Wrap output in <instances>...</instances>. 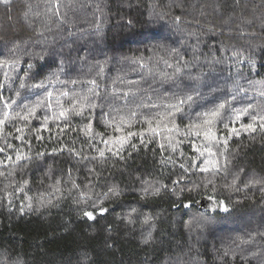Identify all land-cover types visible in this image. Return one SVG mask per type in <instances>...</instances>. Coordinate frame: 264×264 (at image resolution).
Returning <instances> with one entry per match:
<instances>
[{
	"label": "trees",
	"instance_id": "obj_1",
	"mask_svg": "<svg viewBox=\"0 0 264 264\" xmlns=\"http://www.w3.org/2000/svg\"><path fill=\"white\" fill-rule=\"evenodd\" d=\"M0 64V94L19 90L17 103L42 97L45 89L32 87L41 82L54 99L61 88L86 93L93 79L99 92L91 117L70 114L63 132L56 127L63 120L44 129L52 112L45 108L5 125L0 160L17 149L32 159L0 168V264H264V129L257 122L237 136L223 127L264 114L260 86L252 84L264 81V0H9L0 3ZM237 82L248 91L233 100ZM193 87L198 101L175 117L182 130L225 99L255 106L240 121L226 107L213 129L221 141L213 151L226 164L220 172L198 170L207 156L195 150L206 143L203 133L175 136L170 146L163 133L145 132L144 143L129 138L122 158L106 152L102 159L96 149L105 145L81 131L91 123L94 133L119 136L107 123L136 111L125 131L139 132L144 117L161 110L140 105ZM13 124L24 129L23 140ZM62 144L80 156L53 152ZM220 200L229 212L216 209Z\"/></svg>",
	"mask_w": 264,
	"mask_h": 264
},
{
	"label": "snow or ice",
	"instance_id": "obj_2",
	"mask_svg": "<svg viewBox=\"0 0 264 264\" xmlns=\"http://www.w3.org/2000/svg\"><path fill=\"white\" fill-rule=\"evenodd\" d=\"M0 3L8 4L9 0H0ZM242 61L240 59L236 60V63L239 64ZM7 63V62H4ZM3 64H0V67H3ZM11 66V65H9ZM143 67V65H141ZM29 68L32 67V65H28ZM187 64H185L183 67L177 66L174 70L173 76L177 74L183 73V68H186ZM101 72H103V69H100ZM190 79L199 82L201 80L200 75L193 76L191 73L187 74ZM5 78L7 79V73H5ZM58 79V78H57ZM54 81L50 78L48 81V84H53ZM64 83H71L72 85L77 84L76 80H72L70 82H64ZM91 85L90 88H88L86 93H78L75 90L70 91L61 88L55 96L54 99V93L51 90H48V85H45L43 82L40 84L33 85L34 88H44L45 93L42 97L36 99L31 104L25 103L23 100L20 101V103H17V100L21 96V92L17 90L15 92L14 97H8L4 98L2 94H0V138H3L5 134V125L10 123L11 121L15 120H23L28 121L30 117H34L36 114L37 109L39 108H45V109H52L51 116H45L44 117V129L48 130L47 125L49 120L52 121H60L63 120L66 123H64L63 127H61L59 124L56 125L57 128H59L60 132H63L67 127L70 125V114L71 115H77V116H84V114L87 112L89 117H91L92 111L95 110L97 107V104L92 97H98L99 92L97 91L98 85L96 80H89L87 82ZM253 86L259 85V89L257 90V94L260 97H264V81H254L252 82ZM19 87L23 89L25 87V84L23 82L20 83ZM210 90L212 89L211 86ZM3 88V85L0 84V89ZM115 91V89H114ZM198 91V88H190L189 91L184 93H177L174 94V97L171 101L160 103L153 102L151 105L142 104L140 107H153L157 109H161L160 111H157L152 116L144 117L143 123L147 125L146 128H141L139 132L135 131H125V129H130L133 126V118L137 115L136 111H131L127 117L121 116L118 120L116 118H113V121H109L107 123V127L111 128L113 132L120 133L119 136H108L107 138L104 137L102 133H94L93 127L91 123L85 124L84 128L81 130L84 135L89 139L93 140L95 138H99L100 141L105 145L104 149L97 148L96 151L98 152V155L100 158L105 159L106 152H110L112 156H117L122 158L121 152L124 150L125 145L129 143V138L133 136H139L141 143H144V134L145 132L151 133L153 136L159 137L163 133V136L167 141L169 142L170 146L172 145L173 138L175 136L183 135L185 137H190L192 135H195L196 137L201 136V133H203V138L206 141L204 145L200 148H196L195 150L200 153L201 156H204L205 153H207V156L205 157L202 166L199 167V171L201 172H208L212 170L215 172H220L224 168H226L225 165H220L218 160L216 159L217 153L213 151L214 147H218L221 144L220 139L216 136L213 129L216 127V124L218 121L222 120L224 118L225 109L230 108L229 116L231 118H234L235 121H240L242 117L248 115L249 110L254 108L255 106L253 104H248L245 107L242 108H235L231 107L228 104L227 99L224 100V102L215 103L211 108H208L207 110L201 111L197 114L198 119L197 120H190L188 124L185 125V128L182 130L179 125L176 123L175 117L177 113L183 112L184 108L187 106L189 109L198 101L199 96L195 95L194 93ZM248 89L244 88L242 85H240L238 82L233 86V95L232 99L235 100L237 95L240 93L247 92ZM125 97L129 95V93H124ZM64 98H67L70 102L67 107L64 105ZM149 99H151L149 97ZM53 103H55L56 107L53 109ZM251 122L250 123H242L240 125V128H237L235 126L229 127L228 123H224L223 127L224 129L232 135H239L240 131H255L257 122H259V127L261 129H264V114H253L251 116ZM12 127H15L16 132L21 133L20 136H17V139L23 140V134L24 129L16 126L15 124L12 125ZM41 129H36L37 132H39ZM7 135H11V133H7ZM39 139H43V137H38ZM150 142V141H149ZM26 143H28L26 141ZM224 151H227V139H224L222 141ZM8 147H12V145H8ZM131 147L133 149L136 148L135 144H132ZM160 147L163 149L164 145L161 144ZM67 150L70 154L80 156V152L76 150L75 147H70L67 144L60 145L59 148L53 149V152L59 153ZM175 149L173 148V151ZM6 152V149L3 147H0V153ZM38 156H42L43 153L38 152ZM95 159V157H93ZM32 156L28 153H23L19 149L15 150V156L13 158L12 155H5L4 160H0V168L7 169L9 165H17L20 164L21 161H31ZM169 160L171 157L168 158ZM23 166V165H21ZM183 167V165H181ZM3 172H0V175H3ZM70 175V173H69ZM238 177H234L232 181V185L230 187H235L236 180ZM75 187V185H74ZM247 187V185H245ZM59 190V188H57ZM23 191V189H21ZM110 192L112 195L119 196L121 190L118 188V186L113 185L110 189ZM29 207H31V204L29 203ZM190 207V205H189ZM216 209H219L225 213L229 212V206L225 204L222 200L217 201L216 203ZM101 213L106 211V209H101ZM84 216L88 219H93V212L85 210ZM213 217L211 216H204L202 217V220L205 222H211ZM245 241H242V243Z\"/></svg>",
	"mask_w": 264,
	"mask_h": 264
}]
</instances>
